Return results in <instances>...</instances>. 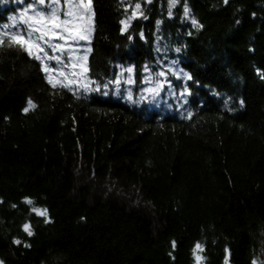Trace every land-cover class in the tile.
Listing matches in <instances>:
<instances>
[{
  "label": "trees",
  "instance_id": "1",
  "mask_svg": "<svg viewBox=\"0 0 264 264\" xmlns=\"http://www.w3.org/2000/svg\"><path fill=\"white\" fill-rule=\"evenodd\" d=\"M66 1L0 0V37ZM90 11L78 89L0 46V264H264V0ZM169 60L179 107L111 95L173 76Z\"/></svg>",
  "mask_w": 264,
  "mask_h": 264
},
{
  "label": "rangeland",
  "instance_id": "2",
  "mask_svg": "<svg viewBox=\"0 0 264 264\" xmlns=\"http://www.w3.org/2000/svg\"><path fill=\"white\" fill-rule=\"evenodd\" d=\"M72 1V2H71ZM71 2L72 4H79L81 0H68L65 2V8L67 9V4ZM85 3H87V0H84ZM65 9V10H66ZM64 10V11H65ZM41 12V11H40ZM87 11H82L81 15L83 16L82 20H77L76 23L81 26L82 28L89 29V23H90V14L91 11L88 12V18H87ZM26 13V10H23L22 13H20L19 19L24 21L22 19V15ZM27 17H34L36 15V12L28 11ZM12 22L15 23L14 17H11ZM25 32L22 31V35H27V28L25 27ZM21 32V31H19ZM90 32L83 33L87 35ZM32 35V41L38 42L40 47L44 49L43 52H39L36 48H33L36 50L37 54L42 56V59L46 64V59H51L53 61L54 68H50L48 66L44 67L48 68L49 71L47 72L48 78H51V81L54 82V80L59 79L60 81H63L65 83H68L71 88L78 89V85H82L84 82V76H83V59L86 57L87 50L89 48V42H87V39L84 40H61L56 38H51L47 43H45L44 40H38V34L37 33H31ZM73 35H76V32H73ZM53 45H62V50H56L53 48ZM52 57H56L58 59H53ZM170 62L167 64V68L169 72L173 73V76L165 77L161 81L153 82L150 79L145 78L142 80L143 90L140 92L139 90L136 91L135 94H131L129 91H127V88L124 91H120L119 87L114 88L112 91H110L111 95L121 94L122 97L126 99H130L132 103L139 104L141 102L147 103V106H153L155 108H159L161 110H166L167 108H171L170 106L179 107L186 99V95L183 93V88L181 89L179 86H177L174 82V78H180V67L177 65V62L175 60H169ZM186 78V76L184 77ZM183 78V83H184ZM128 81H131V78H127ZM175 81V80H174ZM72 85V86H71ZM129 85V83H127ZM74 86V87H73ZM76 87V88H75ZM128 92V93H127ZM194 261L193 264H202L201 257H199V254L197 251L194 252ZM199 257V260L197 259Z\"/></svg>",
  "mask_w": 264,
  "mask_h": 264
},
{
  "label": "snow or ice",
  "instance_id": "3",
  "mask_svg": "<svg viewBox=\"0 0 264 264\" xmlns=\"http://www.w3.org/2000/svg\"><path fill=\"white\" fill-rule=\"evenodd\" d=\"M41 4L44 3V0H39ZM54 2H58V0H54ZM228 0H225V3H227ZM137 9H139V5L136 6ZM91 10V0H88L87 3L84 2V0H81L79 4H67V9L65 11H58L56 9H52L49 14H45L43 12H38L34 17H27V14L22 15V19L24 20V23L28 25L27 35H22L21 33H12L9 35L7 32L4 34V37H0V46H3L5 43V38H7L8 46H19L23 48L26 51H29V54H32V49L36 48L39 52H43L44 49L40 47L38 42L32 41V35L31 33H37L38 34V40H44L45 43H47L51 38L61 39V40H84L87 39V35L83 34L86 32H90V29H85L79 26L76 21L82 20L83 16L81 15L82 11H88ZM188 9H185V15L188 14ZM193 25H198V22L193 19L192 20ZM127 27V23H125V28ZM76 32V35H73V32ZM53 48L56 50H62V45H53ZM37 59H40V56L36 57ZM53 59H58L56 57H52ZM45 71H49V69L46 67ZM131 71V69H129ZM191 79V77H188ZM51 82V78H50ZM55 86V85H54ZM67 87V85H65ZM29 103V108L35 107L31 103ZM24 111H28V108H26ZM28 203H31V201H27ZM37 211V214L39 215H47L46 211ZM24 230L28 233V235H32L31 227L30 225H24ZM15 243L19 244L20 241L17 240ZM173 246H175V243L173 242ZM196 248L198 250H202L201 246L199 244L196 245ZM199 260V257L197 258Z\"/></svg>",
  "mask_w": 264,
  "mask_h": 264
}]
</instances>
